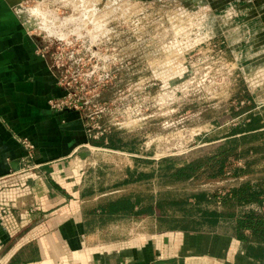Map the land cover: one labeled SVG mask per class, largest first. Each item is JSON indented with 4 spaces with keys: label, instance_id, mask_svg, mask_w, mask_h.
Returning a JSON list of instances; mask_svg holds the SVG:
<instances>
[{
    "label": "rangeland",
    "instance_id": "1",
    "mask_svg": "<svg viewBox=\"0 0 264 264\" xmlns=\"http://www.w3.org/2000/svg\"><path fill=\"white\" fill-rule=\"evenodd\" d=\"M9 2L45 57L55 59L68 107L81 110L86 124L94 118L89 139H112L125 150L95 152L105 185L128 167L157 170L169 165L165 159L180 165L264 141L263 133L219 148L248 134L250 115L264 124V0ZM129 151L150 159L135 162ZM245 162L250 173L238 179L230 169L224 180L201 176L177 188L225 194L264 177L263 153L231 157L234 167L245 169Z\"/></svg>",
    "mask_w": 264,
    "mask_h": 264
},
{
    "label": "crops",
    "instance_id": "2",
    "mask_svg": "<svg viewBox=\"0 0 264 264\" xmlns=\"http://www.w3.org/2000/svg\"><path fill=\"white\" fill-rule=\"evenodd\" d=\"M61 92L21 14L0 0V264H264V245L238 239L207 190L180 192L158 169L131 167L105 185L95 152L125 150L89 139L81 110L52 109Z\"/></svg>",
    "mask_w": 264,
    "mask_h": 264
},
{
    "label": "trees",
    "instance_id": "3",
    "mask_svg": "<svg viewBox=\"0 0 264 264\" xmlns=\"http://www.w3.org/2000/svg\"><path fill=\"white\" fill-rule=\"evenodd\" d=\"M261 121L262 119L258 116L250 115V122L247 124L246 130L248 134L243 139H231L225 142L224 145L219 146V148L227 144L233 145L239 141L251 140L244 139L248 136L262 135L264 133L262 131L264 124L260 125ZM259 153L264 154V141L259 143L257 148L254 146L247 147L242 153H235V149L225 153L217 151L213 155L199 157L183 162L180 165L177 164L176 159H165L164 163L169 165L164 168H158L156 176L163 186H168L169 188H177L184 184L196 182L201 176H205L207 180H224L226 173L230 169L233 172L232 176L238 179L240 176L250 173L248 172L250 164L245 162V169L234 167L231 163V157L237 161L250 154ZM194 197L197 206L206 200L204 192L196 194ZM209 200L221 208L219 214L221 219L235 220V234L238 239L264 245V212L250 208V206L255 205L261 207L264 204V177H258L253 182L251 178H247L237 183L224 195H220L217 192L211 194ZM186 203V201L182 204L171 201L169 205L170 207H176Z\"/></svg>",
    "mask_w": 264,
    "mask_h": 264
},
{
    "label": "built area",
    "instance_id": "4",
    "mask_svg": "<svg viewBox=\"0 0 264 264\" xmlns=\"http://www.w3.org/2000/svg\"><path fill=\"white\" fill-rule=\"evenodd\" d=\"M34 40H35L36 43L38 44L37 39L34 38ZM38 50H39L40 54H41L45 59H47V58L45 57L44 53H42V50H41V48H40L39 45H38ZM47 61H48L49 65H50L51 69H52L54 72H56L57 74H59V76L62 77V74L60 73L59 69H57V68H56L57 66L54 64L55 59H53L52 61L47 59ZM84 105H86V103H84ZM50 106H51L52 109H55V110H58V111H59V110H62V109H64V108H69V107H68V106H69V103H68V101L66 100V97H63V95H60V97H58V98L53 99V100L50 101ZM94 122H95V121H94V118H93L92 116H89V118H88V123L86 124V132H87V133H89L90 130L92 129V127H93L92 125L94 124ZM229 172H230V171H229ZM229 172L226 173V176L230 175ZM220 195H224V194H220ZM251 207H252V209H253L254 206H250V208H251ZM260 208H262V211L264 212V204H263L261 207H257V210L260 209Z\"/></svg>",
    "mask_w": 264,
    "mask_h": 264
},
{
    "label": "bare ground",
    "instance_id": "5",
    "mask_svg": "<svg viewBox=\"0 0 264 264\" xmlns=\"http://www.w3.org/2000/svg\"><path fill=\"white\" fill-rule=\"evenodd\" d=\"M23 10H24V9H23ZM36 12H37V11H36ZM32 13H33V11H32ZM37 13H38V12H37ZM33 14H35V12H34ZM39 14H40V13H39ZM39 14H38V15H39ZM84 14H85V12L83 11V14H82V15H84ZM43 15H44V14H43ZM82 15H81V16H82ZM85 15H86V14H85ZM36 16H37V15H36ZM81 16H80V17H81ZM41 17H42V15H41ZM43 17H45V15H44ZM53 18H54V17H53ZM55 19H56V18H55ZM76 19H77V18H76ZM78 19H79V18H78ZM84 19H85V18H84ZM52 20H53V19H52ZM74 20H75V19H74ZM33 21H34V20H33ZM48 21H49V20H48ZM65 21H66V19H65ZM69 22H71V21H69ZM45 23H47V22H45ZM49 23H50V22H49ZM64 23H65V22H64ZM64 23L62 22L61 24H64ZM50 24H51V23H50ZM66 24H67V22H66ZM31 25H32V24H31ZM29 26H30V25H29ZM49 27H50V26H49ZM46 28H48V26H47ZM54 29H55V28H53V30H54ZM51 30H52V29H51ZM53 30H52V31H53ZM54 35H55V34H54ZM57 38H58V37H57Z\"/></svg>",
    "mask_w": 264,
    "mask_h": 264
}]
</instances>
